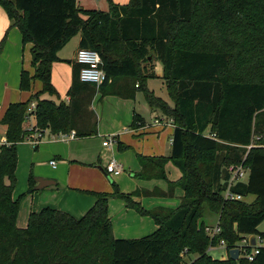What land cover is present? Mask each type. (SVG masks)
Here are the masks:
<instances>
[{
    "label": "trees",
    "instance_id": "trees-1",
    "mask_svg": "<svg viewBox=\"0 0 264 264\" xmlns=\"http://www.w3.org/2000/svg\"><path fill=\"white\" fill-rule=\"evenodd\" d=\"M109 1V10H101L84 9L77 0H0L10 27H19L24 43H33L34 74L22 69L20 89L30 90L34 79L43 83L26 101L10 103L1 119L8 144L0 147V264H185V254L196 255L191 264H264V244L253 260L208 253L220 238L228 250L245 235L264 242L259 229L264 220V0ZM78 34L79 47L100 53L107 79L99 86L82 81L81 65L75 62L69 101L41 98L46 92L60 98L51 81L52 64L65 61L59 52ZM5 40L6 35L0 53ZM156 61L162 63L173 106L146 85L149 77L158 76ZM118 78H131L145 90L149 105L173 120L170 156L151 161L159 170L154 177L167 179L170 160L180 169L181 178L169 181L170 187L184 190L180 205L146 209L133 199L135 193L121 192L114 183L112 193L94 192L95 204L80 218L47 206L18 226L25 194L15 198L13 193L30 102L37 101L39 129L94 136L93 99L101 89L110 92ZM144 158L139 156L145 165ZM241 162L249 177L230 189L244 198L254 196L251 202L223 195L228 166ZM29 181L31 192L32 174ZM111 196L151 216L159 228L144 237H115ZM205 208L218 215L222 229L213 240L205 231Z\"/></svg>",
    "mask_w": 264,
    "mask_h": 264
},
{
    "label": "crops",
    "instance_id": "crops-1",
    "mask_svg": "<svg viewBox=\"0 0 264 264\" xmlns=\"http://www.w3.org/2000/svg\"><path fill=\"white\" fill-rule=\"evenodd\" d=\"M128 1L129 0H115V2L119 4H125ZM0 6V38L2 37V33L6 31L5 34H3V38L6 35V40L3 50L0 53V127L4 129L3 132L5 135L0 133V137L6 138L7 126L1 123V119L10 103L25 101L19 99L17 93L21 90L20 80L22 69L28 70L31 75L34 74L31 53L33 43L28 42L25 44L23 42L21 30L17 26L10 27L12 21L8 17L3 6ZM76 36V48L72 57L69 58V56H65L61 53V50L59 56L62 59H65V61H55L52 64L51 81L55 89L58 91L60 98L47 92L43 93L41 98H50L59 101L64 96V100L69 101L68 91L72 84L73 66L76 62L75 56L77 50L80 48V35L78 34ZM27 48L30 49L28 55L26 53ZM27 61H29L30 66L26 65ZM154 64L157 66V61ZM161 73L162 74L157 75L162 76L163 71ZM34 83L35 79L31 82V91ZM113 84H120L121 86L118 87L117 91L105 93L99 91L92 102L93 109V103H95V101L107 102L110 100V104H112L113 107L112 113L108 115V121L106 123H104L101 114L98 116V134L94 136L100 139L99 142L102 141V148L104 150H101L100 153L102 154L103 152L112 155V158L107 161L105 166L102 164L100 165H102L107 176L114 180V183L121 192L135 193L133 199L140 202L146 209H154L156 207H177L181 203V197L184 195V190L181 187V189H179V186L175 188L170 187L169 181H177L181 178L182 173L180 169L172 162V160H170L165 164L167 179L154 177L159 170L157 166H155V169L153 168L154 164L151 161V159L170 156L174 132L173 120L162 111L153 109L150 105L152 114L150 118H146L143 115V112L140 111L137 102L136 89L141 88L138 84H134V81L131 78H118ZM127 88L130 90L128 91ZM148 89L151 90L149 87ZM152 91L154 90L152 89ZM34 93L35 92H32V94ZM166 101L170 105H174V102L170 97L169 100L167 99ZM156 120H158V122H156ZM36 123V118L33 116L26 120L24 126L28 133L22 142L28 141L35 149H40L42 146H45L44 149L46 151H51V154L48 157L50 167L43 172H36L38 173V176L34 177L36 182L35 186L38 184L37 178L43 177L54 179L56 182L42 190L53 188L52 191L56 190L58 193L64 189L70 191L68 192L69 198L63 196L62 199V195H60L55 200L57 203L41 206L38 210H32L31 212L40 211L42 208L49 206L64 210L72 214L74 217L80 218L95 204L96 196L94 192H105L98 188V190H94L79 188L78 186L72 187L69 174L68 176L64 174L66 167L71 169L69 159L72 154L71 151L69 152V148L66 152L62 146H65V144H68L72 140L82 137L77 136L74 139L62 141L55 137L56 133L52 132L49 128H46L44 130L42 129V137H40L39 143L33 144L30 142L29 138L32 135L35 137V134H37L35 130H32L37 127ZM47 133L48 137L46 139ZM106 140L109 141L108 145L103 144ZM140 155L145 157V165L140 161ZM112 159L123 166V170L118 174H109L106 171V166ZM59 160L62 163V167L60 168V164L58 165ZM104 160L105 157H100L98 162L102 163ZM51 161H55V164H52ZM59 169H62L63 172H59ZM141 172H143V175L139 177L138 174ZM32 173L33 172L31 171L30 175ZM121 176L125 177L127 183L120 179ZM28 183L30 187V181H28ZM42 190L35 189L34 191ZM47 196L49 195L47 194ZM178 198L181 199L178 200ZM109 215L113 223L114 236L117 238L144 237L154 233L159 228L158 224L151 216L141 215L135 209L129 208L125 200L114 196L109 198ZM26 225H20L18 223V226L20 227ZM262 244H264V242ZM213 247L215 246L209 248ZM216 247L223 248V246ZM209 250L210 249H208V253ZM226 250L229 256V250L227 248ZM193 258L194 257H192V259Z\"/></svg>",
    "mask_w": 264,
    "mask_h": 264
},
{
    "label": "rangeland",
    "instance_id": "rangeland-1",
    "mask_svg": "<svg viewBox=\"0 0 264 264\" xmlns=\"http://www.w3.org/2000/svg\"><path fill=\"white\" fill-rule=\"evenodd\" d=\"M115 2V0H113ZM130 1V0H129ZM128 1V2H129ZM81 7L84 9H101V10H109L110 8V1L109 0H78ZM127 2V3H128ZM126 4V3H125ZM1 7V6H0ZM84 16V15H83ZM6 31L2 33L5 34ZM76 37H73L62 49V54L65 56H69V58L72 57L74 50L76 48ZM103 43V41L101 40ZM28 43V42H27ZM26 44V43H25ZM30 49L27 48L26 53L28 55ZM26 55V54H25ZM26 60V59H25ZM27 66H30L29 61L26 62ZM163 66L160 61H157V66H155V72L156 74H162ZM146 85L152 90H154V93L164 99L169 100L168 90L165 85V81L161 77V75L157 77H149L146 81ZM99 86V85H97ZM121 86L120 84H117L113 86L111 91H117L118 87ZM43 86L40 79H35L34 86L30 90H20L17 93V96L21 100H27L30 98L32 92H40L42 90ZM107 89V88H105ZM99 92V91H98ZM102 93L105 91L101 89ZM137 94V102L139 105L140 111L143 112V115L146 118H150L152 111L151 107L148 104L147 98H146V92L144 89H136ZM64 96L63 99L64 100ZM32 101H35L34 99ZM31 101V102H32ZM30 102V103H31ZM94 109L97 113V116L102 115L104 123L108 121V115L112 113V104H110V100L107 102L102 101H95L93 103ZM100 112V113H99ZM33 117L36 118V115ZM44 130V129H43ZM4 129L0 127V133L2 135H5L3 132ZM49 133V132H48ZM48 133L46 135V139L48 137ZM0 134V135H1ZM99 138L96 136H87L82 137L76 140L70 141L68 144H65V146H62L66 152L71 151L72 156L70 157L69 165L71 166V169H68V167L65 168L64 174L66 176H70L71 178V186L84 189H94L98 190L101 189V191L112 193L115 190L114 186V180L110 179L105 170L102 168V165H106L107 161L112 158V155L100 153L101 150H104L102 148V141L99 142ZM45 146H42L40 149H35L34 146L29 143L28 141L22 142L18 146V166H17V184L14 189L13 196L15 198L19 197L21 194H25L23 199L20 202L19 207V214L17 217V223L20 225H26L28 223L29 215L32 210H38L41 208V206L51 205L57 203L55 200L57 197L62 195L69 198L68 192L70 190H62L61 192L52 191L53 188H49L42 191H31L29 192V176L31 171L33 172L32 176L36 177L38 176L36 173L37 171L43 172L45 169L49 168V155L51 154V151H46L44 149ZM100 157H105V160L102 163H99L98 160ZM82 158V159H79ZM60 164L59 168L62 167V163L59 160L58 165ZM102 164V165H100ZM100 166V167H99ZM59 172H63L62 169H59ZM120 179L124 180L125 183H127V180L124 176H121ZM6 182H9V179L5 178ZM98 188V189H97ZM179 189H181L179 187ZM81 190V189H80ZM98 192V191H96ZM47 194L49 196H47ZM184 194V193H183ZM183 197V195H182ZM181 197V198H182ZM181 198H178L181 199ZM253 196H246L243 198V200L251 202L253 201ZM61 199V198H60ZM59 199V200H60ZM182 200V199H181ZM179 206V205H178ZM177 206V207H178ZM175 207V208H177ZM204 219L205 223H208V225H215L218 223V215L211 212L209 209L205 208L204 216L202 217ZM213 223V224H212ZM260 230H264V220L259 225ZM258 243H261L260 241ZM210 255L213 256V258H227V250L226 247L220 248V247H213L209 248ZM186 256V262L185 264H191L193 259L196 257L194 255H187ZM192 257H194L192 259Z\"/></svg>",
    "mask_w": 264,
    "mask_h": 264
},
{
    "label": "built area",
    "instance_id": "built-area-1",
    "mask_svg": "<svg viewBox=\"0 0 264 264\" xmlns=\"http://www.w3.org/2000/svg\"><path fill=\"white\" fill-rule=\"evenodd\" d=\"M75 60L77 63L81 65L80 70V79L84 82L94 83L96 85L102 84L106 79L107 75L105 71L103 70L101 64H102V58L100 53L97 50L91 49V48H85L80 47L77 50ZM37 102L32 101L28 108V116L27 119H29L31 116L35 115V109H36ZM158 122V120H156ZM32 130H35L37 134H35V137L32 135L30 136V142L33 144H38L40 137H42V129H39L38 127L33 128ZM56 138L62 140V141H68L70 139H74L77 137L76 130H71L68 132H59L55 135ZM109 141L106 140L103 142L104 145H108ZM8 144V141L6 138L0 137V147L2 145ZM52 164H55V161H51ZM228 172L230 174L229 180H228V186L225 189L223 195L226 199H243L244 196L233 193L230 189V187L240 181H246L249 177V168L244 165V162L237 163V164H230L228 166ZM123 170V166L119 164L117 161L112 159L106 166V171L109 174L115 173L118 174ZM205 231L209 234L211 239L215 238L219 233H221L222 229L219 223L215 225H206ZM261 242L260 244L258 242ZM263 241L259 236H256V244L252 246L250 242V235H245L238 243L237 247L240 249V255L246 257L248 260H253L255 256L259 253V245H262ZM215 246H223L227 248V243L224 238H220ZM249 247L251 249L249 250Z\"/></svg>",
    "mask_w": 264,
    "mask_h": 264
},
{
    "label": "water",
    "instance_id": "water-1",
    "mask_svg": "<svg viewBox=\"0 0 264 264\" xmlns=\"http://www.w3.org/2000/svg\"><path fill=\"white\" fill-rule=\"evenodd\" d=\"M149 58L151 59L152 56H149ZM37 181H38V184L35 186L36 190H42L52 184H55L56 182L54 179H48V178H43V177H38ZM250 241H251V244L254 245L256 243V236L250 235ZM229 255L232 259H238L240 255V249L238 247L231 248L229 250Z\"/></svg>",
    "mask_w": 264,
    "mask_h": 264
}]
</instances>
